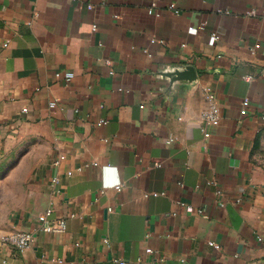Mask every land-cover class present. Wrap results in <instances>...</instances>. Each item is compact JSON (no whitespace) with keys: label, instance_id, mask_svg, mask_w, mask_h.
Segmentation results:
<instances>
[{"label":"crops","instance_id":"1","mask_svg":"<svg viewBox=\"0 0 264 264\" xmlns=\"http://www.w3.org/2000/svg\"><path fill=\"white\" fill-rule=\"evenodd\" d=\"M263 9L0 0V264H264Z\"/></svg>","mask_w":264,"mask_h":264},{"label":"built area","instance_id":"2","mask_svg":"<svg viewBox=\"0 0 264 264\" xmlns=\"http://www.w3.org/2000/svg\"><path fill=\"white\" fill-rule=\"evenodd\" d=\"M154 5H155L154 1L151 2L150 7L148 8L149 12H153ZM170 7H172V6L170 5ZM263 11H264V9H263ZM263 73H264V70H263ZM58 75H59L58 73H55V76H58ZM71 76H72L71 72H65V74H64V78L66 80H68ZM245 78L247 80H250L251 76L247 75V76H245ZM207 97L211 102L210 107L207 110H205L201 114V116H199L198 118H191V119L186 120L187 124L198 126L203 131L204 135H208L207 132L205 131L206 124H213L214 125L218 122V108L213 103V95L211 93H208ZM246 103H247V100H244L243 105H245ZM56 105H57L56 100H52L49 102V107H51V108L55 107ZM22 110L25 111L26 108H22ZM99 122H104V120H99ZM170 141H171V138H169L167 140V142H170ZM54 162L57 163V160H55ZM156 165H158V163H156ZM70 173H71L70 171L67 172L68 175ZM52 182L53 183L57 182V178H53ZM113 187L116 190H121V188L123 187V184H121V183L116 184ZM216 193L218 195L222 194L220 189L216 190ZM148 194H150V193H145V195H148ZM151 194L157 195V193H155V192H153ZM52 212H53L52 208H47L37 216V220L40 224V228L46 232H61V231H63L65 228V219L62 217H58V218L50 220L49 218L51 217ZM33 238H34L33 232L17 230V231H13L10 233L0 234V245L1 246H8V247L18 249V250H22L24 248L29 247L32 244ZM258 239L261 240V238H258ZM209 244L217 247V245L214 244L213 242H209ZM145 251H146V253L152 252V250L150 248H146ZM59 261L60 260H58L57 262H59ZM113 262L116 264H134L132 261L122 259V258H113ZM135 264H139V263H135Z\"/></svg>","mask_w":264,"mask_h":264},{"label":"water","instance_id":"3","mask_svg":"<svg viewBox=\"0 0 264 264\" xmlns=\"http://www.w3.org/2000/svg\"><path fill=\"white\" fill-rule=\"evenodd\" d=\"M194 73V70L192 68H187L186 70L175 72V77L178 79H188L191 77Z\"/></svg>","mask_w":264,"mask_h":264},{"label":"rangeland","instance_id":"4","mask_svg":"<svg viewBox=\"0 0 264 264\" xmlns=\"http://www.w3.org/2000/svg\"><path fill=\"white\" fill-rule=\"evenodd\" d=\"M4 172H5V170H3V173L0 171V177L2 176V174H4ZM0 194H1V192H0Z\"/></svg>","mask_w":264,"mask_h":264}]
</instances>
